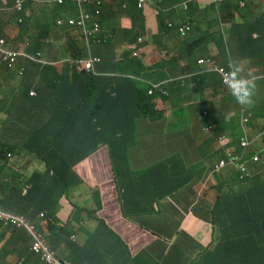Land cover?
<instances>
[{
    "label": "clouds",
    "instance_id": "obj_1",
    "mask_svg": "<svg viewBox=\"0 0 264 264\" xmlns=\"http://www.w3.org/2000/svg\"><path fill=\"white\" fill-rule=\"evenodd\" d=\"M258 1L0 0V119L5 120L3 128H8L0 141V174L4 178L12 174L3 180L14 183L10 201L15 203H10L8 211L0 209V229L7 234L5 248L9 250L3 257L2 249L0 264H93L102 245L109 248L105 253L112 255L108 240L97 231H86L85 239H81L87 223H105L94 208L87 206L89 198L83 193L78 195L81 199L70 200L57 212L59 204L73 189L95 187L76 171V166L91 154L104 153L109 175L117 167L132 172L130 147L120 133L111 134L101 146L95 143L99 137L93 113L106 103L94 95V83L104 75L118 76L119 84L121 78H128L136 88H145L153 98L154 114L150 118L165 119L162 123L166 125L170 118L174 123L167 132H177L182 125L188 129L197 127L203 135H214L216 157H219L217 164L208 169L202 185L204 198L202 190L207 189V184L209 189L213 187V174L229 165L235 173L236 168L244 172L246 184L264 177V158L256 155L251 162H241L236 153L238 145L240 148L249 145L247 137L240 133L247 134L253 122L264 126V118L259 115L264 110V30L257 25L248 31L241 29L243 13L255 18L264 9L257 8ZM60 6L63 8L58 10ZM171 9H177L178 13H168ZM149 17L155 23L156 38L150 37ZM133 19L138 27L135 32L131 30ZM10 25L18 32L10 33ZM68 41L85 50L83 59L68 56ZM60 47L64 48L61 52ZM101 48L109 53L107 66L115 73H102L108 67L99 66ZM183 68H187L186 73L182 72ZM156 72L162 75L161 81L153 79ZM141 74H151L150 85L139 82L143 80ZM59 81L75 86L74 97L47 103L43 111L35 114L36 121H40L38 125L51 132V143L47 136L27 133L25 126L10 123L11 108L46 97L50 87ZM79 94L82 104L75 101ZM118 96L110 93L105 100L110 102ZM219 117L229 125L218 123ZM230 126L234 128L227 129ZM13 129L24 132V138H19ZM228 130L236 135L226 134ZM174 136L171 133L166 138L168 153L176 150ZM99 148L102 149L97 151ZM62 150L67 156L64 165L60 163ZM170 156L146 166V173ZM124 160L127 167L123 166ZM53 163L55 170L51 169ZM55 172L62 176L52 182ZM45 173L49 187L43 195L56 200L46 219L43 212L37 214L35 203L31 205L19 195L21 190L33 193L23 187ZM193 176L188 182L169 186L167 193L158 192L156 202L169 199L171 193L187 185ZM246 184L245 192L255 201L256 215L264 217L257 212L262 197H254L255 188ZM114 193L119 206L120 193L115 188ZM1 194L0 191V200ZM243 202L249 213L247 194ZM232 221L231 216L225 224L230 226ZM249 225L255 227L253 223ZM105 229L109 232L107 226ZM12 248L18 257L10 253ZM255 262L264 264V249L237 261L238 264ZM191 263L196 264L195 260Z\"/></svg>",
    "mask_w": 264,
    "mask_h": 264
},
{
    "label": "crops",
    "instance_id": "obj_2",
    "mask_svg": "<svg viewBox=\"0 0 264 264\" xmlns=\"http://www.w3.org/2000/svg\"><path fill=\"white\" fill-rule=\"evenodd\" d=\"M148 25L151 28V32L155 31V23L150 17L148 18ZM215 35L216 31L213 32L212 37L214 38ZM148 59L151 60L152 57L150 56ZM166 71H168L167 68ZM182 72L186 73L187 68H183ZM102 73L111 74L115 73V71L113 68L108 67ZM59 83H62V81L54 85ZM118 86V76H101L95 80L94 95L99 100H104L108 106L111 102L105 100V98L110 93L123 94L118 91ZM74 88L75 86L71 84L69 93L63 95L61 99H72L74 97ZM82 90L83 92L86 91L85 89ZM14 97H17L16 93H14ZM118 99L123 100V97H119ZM75 101L79 104L83 103L80 94ZM118 111L123 120L131 121L134 131L131 132L120 123H111L112 125L107 123L106 126L104 124L100 125L101 116L95 124L96 134L99 136L95 143L101 146L111 134L114 132L120 133L126 146L130 147L131 169L133 173L129 177L132 180H127L121 173L120 168L109 175L106 168L105 155L101 152V159H104V163H101L100 159L96 158L88 171L83 172L85 180L95 187L89 189L85 186L86 188L73 189L70 191V195L59 204L57 212L63 205L65 207L70 200L81 199L78 195L83 193L85 197L89 198L87 206L94 208L98 216L106 223L107 220L112 223V225H109L112 228V232H108L106 229L104 234L98 232L108 240L107 243L112 247V255L106 254L105 251L109 250V248H103L104 245H102L98 248V255L93 264H191L194 260L196 264H199L200 254L209 249L207 246L209 239L204 240L202 245H200L185 232V228L190 219L194 221L201 220L204 224H210V207H212V201L214 202L216 195L219 193V191L210 190L208 184L207 189L202 190L205 192V198L201 193L202 185L205 184V178H207L208 169L212 168L207 151L208 140L210 143L212 141L210 135L200 134V140L202 137L206 149L202 152L203 156H199L200 150L192 134L194 131H198L197 127L195 129H188V126H185L177 132H167V125L162 123L165 119L155 120L144 116L141 119L133 120L129 107H125L124 105H120ZM3 121L5 120L0 119V141H2L5 131L8 129L3 128ZM15 121L19 122L18 119ZM13 131L16 132L19 138H24V132L14 129ZM171 133H175L174 137L177 140V147L176 150L168 153L166 138ZM226 134L231 136L236 135V133L229 130L226 131ZM170 144L174 145V142L171 141ZM101 149L99 148L97 151ZM169 156V159L156 165L149 173H146V166L153 165ZM218 157L219 155H217ZM58 167L61 166L58 165ZM204 168L205 171L203 172ZM192 174L194 175V179L187 185L171 193L169 199L166 198L156 202L158 192L167 193L169 186L180 185L184 181L188 182L192 178ZM11 176L12 174H6L5 178L7 179ZM5 178L4 180H6ZM221 185L224 186V190L227 189L226 183ZM113 186L120 193L121 200L119 206L116 204ZM246 186L255 188L254 197H262V202L257 212L264 216V177H259L247 183ZM29 189L33 193L21 190L19 191V195L23 196L27 203L33 205L36 200V185L30 186ZM4 207L8 208L7 205ZM128 207L132 208L130 212L137 214L129 217V221H127L128 217L124 211L119 212ZM221 207L223 209L220 210V213L223 216V223L225 224L224 208L231 207V204L230 202H225L221 204ZM233 209L235 231L247 234L250 225L243 217L240 219L241 212L245 215L247 210L241 207L236 208V206H233ZM98 225L97 222L87 223L81 234V239H85L86 231H97ZM116 236L122 240V243L116 239ZM217 237H219L218 234ZM6 240V232L0 229V253L3 249V257L9 252L8 248H5ZM250 246L252 250H256L257 248L256 245ZM243 250H247V247L239 251ZM10 253L14 258L18 257L16 256L18 252L14 248L10 250ZM183 255H185V258L182 262L180 257ZM241 261L242 259L239 260V262ZM228 262L229 264H238L234 260ZM255 264L259 263L255 262Z\"/></svg>",
    "mask_w": 264,
    "mask_h": 264
},
{
    "label": "trees",
    "instance_id": "obj_3",
    "mask_svg": "<svg viewBox=\"0 0 264 264\" xmlns=\"http://www.w3.org/2000/svg\"><path fill=\"white\" fill-rule=\"evenodd\" d=\"M257 8L260 9L261 7L264 8V0H259L257 3ZM63 6H60L58 10L62 9ZM72 10H76L75 7L71 8ZM170 14H176L178 13L177 9H171L168 11ZM257 25V27L260 30H264V9L258 12L255 18L248 17L247 12L243 13V23L241 24V29L243 30H251ZM137 24L135 19L132 20V31L137 30ZM109 33V28H107ZM133 35V34H131ZM151 38H156L157 33L155 31L150 32ZM68 56L73 59H83L85 57V50L83 48H80L77 46V44L74 41H68L66 43ZM93 54H96V50L93 51ZM107 51L104 48L100 49L99 58L100 63L99 66L101 69L104 67H108L107 63V57H108ZM131 65H137V62H131ZM141 78L143 79V83H146L148 85L151 84V74L142 75ZM82 81L85 83L86 78H82ZM71 84L68 82H62L59 84H56L54 86H51L49 89V93L46 97L39 99V100H32L29 102H23L15 105L11 110L9 111V119L10 123H19L20 126H25L26 132H30L32 134L36 135H44L49 137V143L52 142V136L51 132L48 128L44 126L38 125L40 121H36L35 114L38 111H43V108L47 103L53 104L55 100H61L63 95H67L70 91ZM118 91L122 92L123 94L111 98L110 104L107 106H103L99 108V111L96 113H93V119L97 122V120L102 116L101 122H99L100 125H107V123H120L123 124L127 129H129L131 132L134 131V128L132 126L131 121L123 120L121 117V114L118 111V107L120 105H124L125 107H129L130 111L132 112L133 120L141 119L144 116L152 117L154 114V108L152 104V97L147 94V90L145 88H136L134 84L128 79V78H121L120 84L118 87ZM119 97H123V100H119ZM26 98H30L26 95ZM16 119L19 120L15 121ZM13 120V121H12ZM23 121V122H21ZM218 123L226 124V126L229 125V123H225L223 117H219L217 119ZM21 122V123H20ZM234 126H230L227 129H232ZM232 131V130H231ZM235 131V129H234ZM241 135H245L248 139L249 145L246 149H252L254 150L255 156L257 155L258 158H264V126L263 124H259L258 122H253L251 124V129L247 132V134L240 133ZM99 137V136H98ZM259 140L261 141V145L259 146ZM61 147V146H60ZM59 147V149H60ZM58 149V150H59ZM67 159L66 153L64 150L61 152L60 156V163L62 165L65 164ZM56 163H53L51 165V169L55 170ZM121 165V164H120ZM124 167H127L126 161L124 160L123 163ZM231 167V165L227 166ZM226 167V168H227ZM118 168H120L121 173L126 177V179L129 177L132 172H130L129 169L123 168V167H117L114 169L116 171ZM223 170V169H221ZM213 174V180L212 185L213 189L219 193L215 197V206H213L210 209V225L212 227V237L209 239V243L207 246L209 249L205 250L202 254H200L199 264H229L228 261L234 260L239 261L240 259L244 260L246 259L250 254L260 250L264 249V217H260L259 215H256L255 212V201L249 195L248 192H245V184L246 176H244V172L236 168V173L232 176V180L228 182L226 185L227 189L224 190V186L217 185V178L220 177L219 172ZM62 176V174L55 172V176L52 178V182H57L58 179ZM136 178V176H134ZM4 176L0 174V191H1V199L0 200V209L4 211H8L10 207V203L15 204L14 202L10 201L11 192L14 188V183H10L9 181H4ZM49 181H48V173H45L43 176H39L32 178L29 183L25 185V189H29L30 186L36 185V209L37 214L39 212H43L44 219L48 217L50 214L52 208L54 207L56 200L52 201V198H47L43 195V192L49 187ZM179 187V186H177ZM247 194V203L249 208V213L246 211V214L244 215L243 212L240 214V219L243 217L247 223H253L255 227L250 226L248 229V234L246 233H239L235 231L234 229V222L232 221L231 225H225L223 223V216L220 213V210L223 208L221 207V204L225 202H230L231 207H225L224 208V217L226 219H229L231 216L234 217V209L233 206H236V208L241 207L243 209H246V206L243 202L245 195ZM20 202V200L18 201ZM7 205L8 208H5L4 206ZM132 210L131 207L125 208L120 210L124 211L127 215V221H129V217L135 216L137 214H133L130 212ZM112 225V223L107 220V223L105 222L102 225L97 226V232L104 234L106 226L109 228V232H112V228L109 226ZM219 235L221 239L215 242V237ZM116 239H120L118 236ZM250 245H256V250H252L250 247L248 250L239 251L240 249H244L246 247H249ZM239 251V252H237ZM26 257V256H25ZM242 257V258H241ZM210 262H208V261ZM33 260H28L29 263H31ZM206 262V263H205ZM192 264V263H191Z\"/></svg>",
    "mask_w": 264,
    "mask_h": 264
},
{
    "label": "rangeland",
    "instance_id": "obj_4",
    "mask_svg": "<svg viewBox=\"0 0 264 264\" xmlns=\"http://www.w3.org/2000/svg\"><path fill=\"white\" fill-rule=\"evenodd\" d=\"M121 32H124V30H121ZM9 32L10 33H16L18 32V29L16 27H14L13 25H10L9 28ZM64 48H59V52L63 51ZM153 79L161 81L162 79V75L159 74L158 72L153 74ZM139 82H143V80L139 81ZM261 115V117L264 118V110L261 111V113L259 114ZM173 125L174 123L171 121V119H168L167 122V129H173ZM179 129H182V125L178 126ZM198 131L200 132L199 128ZM198 131H194L193 134V138L196 141V144L200 150V154L199 156H203V150L206 149L204 142H203V138L201 137L200 140V134ZM203 135V134H202ZM211 137V143L208 140V145H207V151H208V159H210V164L211 166H215L217 164V157H216V151H217V145L214 141V135L210 134ZM237 156L239 158V160L241 162H251L252 159H254L255 157V153L254 150L252 149H246V148H240V145L237 146V150H236ZM101 152H95L93 154H91L85 161L79 163L76 166V171L77 173L83 177V172L88 171V169L90 168L91 165H93L95 159H100L101 163H104V159H101ZM235 173V170L233 169V167H227L223 170H221L219 172L220 177L217 178V185H221L223 183H227V180H230V178L232 177V174ZM210 190L215 191L212 188H210ZM184 197V195H183ZM185 232L190 235L193 239H195L200 245H202V242L204 240L210 239L212 237V227L210 224H204L203 222H201V220L199 221H194L192 219H190V221L188 222L186 228H185ZM215 242L218 241L220 238L219 237H215ZM185 255H183L182 257H180V260H184ZM69 257H71V255L69 254ZM13 264H16V262H14Z\"/></svg>",
    "mask_w": 264,
    "mask_h": 264
},
{
    "label": "built area",
    "instance_id": "obj_5",
    "mask_svg": "<svg viewBox=\"0 0 264 264\" xmlns=\"http://www.w3.org/2000/svg\"><path fill=\"white\" fill-rule=\"evenodd\" d=\"M243 144H245V143H243ZM221 164L223 165L224 163L222 162Z\"/></svg>",
    "mask_w": 264,
    "mask_h": 264
}]
</instances>
